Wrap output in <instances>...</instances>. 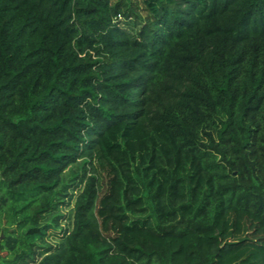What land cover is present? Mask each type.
Listing matches in <instances>:
<instances>
[{
  "label": "trees",
  "instance_id": "trees-1",
  "mask_svg": "<svg viewBox=\"0 0 264 264\" xmlns=\"http://www.w3.org/2000/svg\"><path fill=\"white\" fill-rule=\"evenodd\" d=\"M1 233L0 264H264V0H0Z\"/></svg>",
  "mask_w": 264,
  "mask_h": 264
},
{
  "label": "rangeland",
  "instance_id": "rangeland-1",
  "mask_svg": "<svg viewBox=\"0 0 264 264\" xmlns=\"http://www.w3.org/2000/svg\"><path fill=\"white\" fill-rule=\"evenodd\" d=\"M62 213L64 214V216H62V219L60 220V227H58L57 229H52L49 230V240H52L54 237L58 236L59 233H61L60 230H62L64 227L68 226L69 224V219L67 218L68 213H70V208L69 207H63L62 208ZM239 264H261L262 263V254L261 252H256L253 253L251 255H249L248 257H246L245 260H239L238 261Z\"/></svg>",
  "mask_w": 264,
  "mask_h": 264
},
{
  "label": "flooded vegetation",
  "instance_id": "flooded-vegetation-1",
  "mask_svg": "<svg viewBox=\"0 0 264 264\" xmlns=\"http://www.w3.org/2000/svg\"><path fill=\"white\" fill-rule=\"evenodd\" d=\"M3 238H4V234L1 233V234H0V240L3 239Z\"/></svg>",
  "mask_w": 264,
  "mask_h": 264
}]
</instances>
